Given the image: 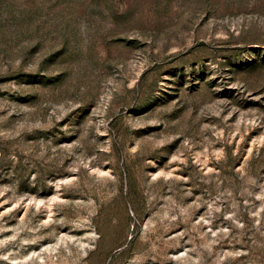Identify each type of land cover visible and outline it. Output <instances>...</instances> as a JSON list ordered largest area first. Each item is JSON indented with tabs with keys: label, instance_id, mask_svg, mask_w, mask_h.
<instances>
[{
	"label": "rangeland",
	"instance_id": "1",
	"mask_svg": "<svg viewBox=\"0 0 264 264\" xmlns=\"http://www.w3.org/2000/svg\"><path fill=\"white\" fill-rule=\"evenodd\" d=\"M0 264H264V0H0Z\"/></svg>",
	"mask_w": 264,
	"mask_h": 264
}]
</instances>
